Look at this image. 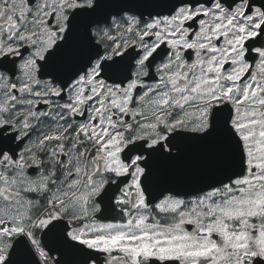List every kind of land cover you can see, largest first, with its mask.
I'll use <instances>...</instances> for the list:
<instances>
[{
	"label": "snow or ice",
	"instance_id": "snow-or-ice-1",
	"mask_svg": "<svg viewBox=\"0 0 264 264\" xmlns=\"http://www.w3.org/2000/svg\"><path fill=\"white\" fill-rule=\"evenodd\" d=\"M0 264H264V0H0Z\"/></svg>",
	"mask_w": 264,
	"mask_h": 264
}]
</instances>
